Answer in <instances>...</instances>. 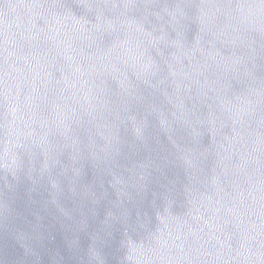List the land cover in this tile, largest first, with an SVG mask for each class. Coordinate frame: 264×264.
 <instances>
[{
	"label": "water",
	"instance_id": "1",
	"mask_svg": "<svg viewBox=\"0 0 264 264\" xmlns=\"http://www.w3.org/2000/svg\"><path fill=\"white\" fill-rule=\"evenodd\" d=\"M0 264H264V0H0Z\"/></svg>",
	"mask_w": 264,
	"mask_h": 264
}]
</instances>
